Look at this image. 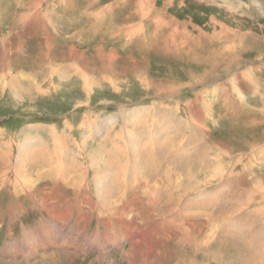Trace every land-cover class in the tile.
Returning <instances> with one entry per match:
<instances>
[{
    "label": "rangeland",
    "instance_id": "374dc122",
    "mask_svg": "<svg viewBox=\"0 0 264 264\" xmlns=\"http://www.w3.org/2000/svg\"><path fill=\"white\" fill-rule=\"evenodd\" d=\"M31 1L0 0V150L8 154L6 162L0 156V173L8 174L0 179V264H88L98 254L88 246L77 253L63 244L71 252L64 256L60 241H40L55 251L52 260L46 245L39 248L36 230L56 227L53 214L66 209L55 204V186L74 204L71 233L82 193L101 194L116 173L101 156L112 146L135 150L126 169L134 186L148 176L142 164L168 142L162 130L177 155L196 157L206 146L214 163L219 154L224 174L206 189L222 183L225 200L238 187L256 190L258 202L229 214L227 228L239 226L264 248V0H38L28 7ZM55 145L66 156L63 177L29 163L30 154ZM20 162L24 185L13 173ZM166 162L155 159L160 177L173 174L165 175ZM74 177L83 181L81 191L70 186ZM62 178L68 185H59ZM46 194L58 206L52 215L41 205ZM89 219L88 234L102 230L95 214ZM121 240L108 254L114 264H127L122 254L130 243ZM23 243L38 250L35 256ZM167 256L165 264L184 263L174 250Z\"/></svg>",
    "mask_w": 264,
    "mask_h": 264
},
{
    "label": "bare ground",
    "instance_id": "6f19581e",
    "mask_svg": "<svg viewBox=\"0 0 264 264\" xmlns=\"http://www.w3.org/2000/svg\"><path fill=\"white\" fill-rule=\"evenodd\" d=\"M39 2L32 0L28 7H35ZM29 19L31 18H25L26 21ZM25 26L27 29L29 23H26ZM73 48H70L69 54L76 61H81L82 57L75 55ZM162 132L164 133L163 138H166L168 142L163 141L160 151L156 155L150 156V163L142 164L139 161L146 168L148 176H141L134 186H128L126 169L129 156L130 154L135 155V150L112 146L105 155L101 154V157L105 158L102 161L103 164L108 168L114 167L116 173H112L109 183L105 178L103 191L100 190L101 194L94 188V192L85 189L86 191L84 194L82 193L78 203L79 213L76 218V227L71 233L68 231L66 223L74 204L71 201L61 200V187L56 185L57 194L53 195V198L56 199L55 204L60 202L61 205L66 206V209L53 214L54 209L58 206L51 204L48 198L50 194L43 196L41 205L45 202L43 208L46 212L49 215L53 214L59 220L58 225L56 227L49 226L47 232L36 230L39 248H47V251L44 252L46 257L52 260L55 258V251H49L46 243L40 241L52 240L53 243L60 241L57 244L60 245L58 249H64V256H66L65 253L71 252L63 244L71 245L70 248L77 253L83 252L84 248L87 249L88 246L98 252L96 256L90 258L88 264L103 262L114 264L108 254L114 252L115 248H120L121 237H124L130 243L128 250L122 254V258L127 264H165L164 262L170 259L167 255L172 254L173 250L179 253L178 258L184 261L182 264L187 262V264H264V248L255 246L250 232L248 237H250L251 243L245 238L247 236H243V233L239 231V226L236 225L233 232L227 228L229 214L243 208H247L250 212L249 207L258 202L253 200L256 190L250 191L238 187L236 192H233L228 200H225L228 193L225 191V186L222 187V183L216 186V189H214L215 187L206 189V186L214 181L219 184V180L224 174V164L219 154H215L214 163L209 160V151L206 146L203 149L200 148L197 151L198 154L196 152V157H192L193 154L177 155V149L172 146L173 139H169L171 136L167 131L162 130ZM172 132L175 134V130ZM156 147V143L150 146L151 149H156ZM30 148L28 152L35 151L32 147ZM61 148V145L47 149L40 147L41 150L36 154L29 155V163L35 165L38 160L46 167L54 169H51L52 175L63 177L62 167L66 165V156ZM224 153H226L225 147ZM0 156L3 162L7 161L6 151L2 153L1 149ZM145 157L146 155L143 154V161ZM72 158L74 159L73 156ZM164 158L167 159V164L163 171H165V175L168 172H173L172 176L160 177L159 166L155 163V159L161 162ZM20 164L21 162L17 172L13 173L21 175V185H24L27 183L22 179V175H25V167L23 163ZM9 169L11 168L9 167ZM7 175V173L1 172L0 179L4 181ZM46 177H50V174ZM12 180L16 181L15 184L18 183L15 176H12ZM62 182L68 185L66 179L59 180V185ZM82 182L80 178L74 177L70 186L81 191ZM262 182L258 183L263 185ZM115 189L119 191V197L116 196L118 194L113 195ZM78 191L77 193H79ZM111 196L114 197L111 198ZM260 198V203H262L264 194H261ZM261 208L258 207L254 210L260 211ZM100 209L104 213L98 212L99 214H97L95 210ZM94 214L97 216L98 226L103 228H101L102 230L94 229L91 234H88L85 224ZM251 227L255 232V224ZM181 247L188 248V250L183 251ZM22 248L26 254H30L32 257L38 252V250L35 252L32 246L26 243L22 244ZM198 258L206 261H201ZM180 263L172 262V264Z\"/></svg>",
    "mask_w": 264,
    "mask_h": 264
}]
</instances>
